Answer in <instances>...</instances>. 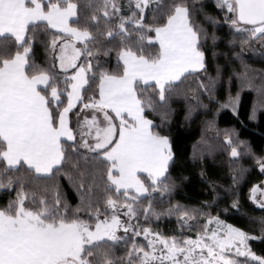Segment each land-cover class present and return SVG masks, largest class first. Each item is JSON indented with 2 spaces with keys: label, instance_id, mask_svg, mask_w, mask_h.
<instances>
[{
  "label": "snow or ice",
  "instance_id": "snow-or-ice-1",
  "mask_svg": "<svg viewBox=\"0 0 264 264\" xmlns=\"http://www.w3.org/2000/svg\"><path fill=\"white\" fill-rule=\"evenodd\" d=\"M95 2L89 0V6ZM153 4L156 5L155 12L166 6L163 0H128L132 14L122 16L117 0H102L98 11L103 18L106 21L119 18L118 31L109 30L108 37L121 36L123 39L130 36L127 25L132 24L136 29L154 32L155 40L148 37V43H158L159 49L155 56L146 57L130 47L122 48L118 54V60L123 62L122 74L99 72V99L90 97V102L83 104V109H92L94 113L91 119L85 117L80 126L79 146L96 153L107 163V190L125 197L122 207L126 209L124 215L129 222H122L116 214L120 205L112 195L106 199V208L113 212L111 219L100 220L97 209L93 229L78 215L70 214L58 195L51 206L43 198L39 200L38 209L26 206L29 197L21 186L16 199L0 208V264H92L90 258L101 247V242L116 243L124 239L117 235L121 229L125 236L131 232L134 237L143 235L147 240L146 247L133 242L121 264H242L239 257L264 264V256L253 253L247 243L257 237L225 224L219 217L209 218L204 231L195 239L182 240L165 238L150 228L140 229L131 223L137 218L133 206L136 201L153 192L169 190L164 180L168 178L169 166L174 160L170 138L157 131L159 126L145 116L146 107L153 106L151 102L145 104L138 91L154 82L159 100L164 102L166 91L174 82L186 73L205 69L202 30L193 27L188 5L175 2L165 23L157 27L146 26L143 22L145 10ZM217 6L231 14L226 17V22H230L237 32L246 31L253 39L264 38V0H217ZM74 18L78 22V3L73 0H0V38L11 36L22 49L11 58H0V189L13 188L15 180L8 173L18 172L25 165L27 170L38 175L58 171L66 158L62 139H76L69 127L68 114L78 101H83L81 93L89 84L88 74L95 79L96 73L91 61L86 66L77 65L81 55L93 56L88 44L94 37L87 27H72L70 21ZM100 19L101 16L95 13L91 16L95 24H99ZM40 22H46L48 28L70 38L60 46L58 59L65 73L69 68L77 70L74 75L65 77L64 83L71 90L65 89L67 105L62 110L64 93L50 83L53 77L46 72L29 74L32 49L26 36L30 26L35 27ZM245 25L250 27H242ZM138 39L142 42L145 36L140 34ZM212 39L214 41L215 36ZM77 43L83 47L77 48ZM51 47L54 52L57 40L52 41ZM237 103L238 98L230 99L222 107H232L235 111ZM97 112L103 114V126L95 115ZM88 137L94 143L90 144ZM231 155H239L235 147ZM257 164L264 172V160H258ZM139 173L147 174V185ZM79 188L82 200L91 197V186L85 189L82 181ZM129 189H134L136 195L129 196ZM258 191L259 186L251 189L253 200ZM129 200L132 203L127 202ZM91 206L89 199L88 207ZM232 206L237 207V204L234 202ZM259 206L264 208V200L259 201ZM174 210L184 224L195 219L179 206L169 209L168 214ZM79 211L76 209L77 213ZM143 214L145 219L150 215L159 219L161 215L154 211L151 201ZM213 223L217 227L210 230L208 226ZM104 264L115 262L105 256Z\"/></svg>",
  "mask_w": 264,
  "mask_h": 264
},
{
  "label": "trees",
  "instance_id": "trees-1",
  "mask_svg": "<svg viewBox=\"0 0 264 264\" xmlns=\"http://www.w3.org/2000/svg\"><path fill=\"white\" fill-rule=\"evenodd\" d=\"M73 2L78 3V22L75 18L71 25L81 29L87 27L94 37L88 44L93 56L81 55L77 65L86 66L91 61L96 73L95 79L91 73L88 74L89 84L82 91L83 101L70 113V127L76 139L62 140L66 158L59 170H54L51 175H38L27 170L26 165L18 172L8 173L15 183L11 189H0V208L15 200L23 186L29 197L26 206L38 209L41 198L51 206L58 195L70 214L78 215L93 228L97 222V209L99 218L109 215L106 208L109 195L119 203H125V197L107 190V163L96 153L87 152L79 146L78 122L85 110L83 104L89 103L90 97L99 99L100 71L122 74L123 62L118 60L122 48L130 47L138 55L151 57L158 53L159 45L148 43V37L155 40L154 32L136 29L132 24L127 25L130 36L123 39L121 36L108 37L109 30L118 31L119 18L114 17L111 21L103 18L98 11L102 0H96L91 6L89 0ZM117 2L121 6L120 15L131 16L128 0ZM175 2L188 5L193 27L202 30L205 69L186 73L174 82L166 91L164 102L159 100L154 83L138 91L145 104L151 102L153 106L146 107L145 116L159 126L157 131L170 138L174 160L169 166L168 178L164 180L169 190L162 189L136 201L135 220L142 227L147 226L165 237L185 239L201 232L209 216H218L257 237L250 240L251 249L264 256V239H260L264 236V208L251 199V189L264 180V173L257 164L258 160L264 159V38L253 39L246 31L237 32L230 22H226V17H231V14L218 7L217 0H163L166 6H162L161 11H154L155 4L145 10L144 24L161 26ZM93 13L101 16L99 24L92 22ZM140 34L145 36L142 42L138 39ZM204 34H207L206 40ZM26 39L32 49L29 74L46 72L53 77L50 83L64 93L61 96L62 110L67 105L65 89L70 91L64 83L65 77L76 72L72 68L65 73L58 66V47L68 37L40 22L35 27L30 26ZM53 40H57L54 52L51 47ZM76 47L82 48L83 45L77 43ZM18 50L22 51L13 37L0 38V58H11ZM237 98L235 111L232 107H222L230 99ZM229 140L231 143H228ZM234 147L239 153L236 157L231 155ZM140 178L146 185L149 183L146 174H140ZM82 181L85 189L92 188L91 197L83 200L79 188ZM129 195L136 193L129 190ZM89 199L91 208L88 207ZM149 201L154 211L161 214L159 219L151 215L145 219L143 209ZM234 202L237 207L232 206ZM176 206L187 210L195 219L184 224L175 210L169 215L168 210ZM76 209L80 211L77 213ZM129 237L116 243L101 242V247L90 258L92 264H104L105 256L115 264H121L134 241L133 237ZM238 259L242 264H255L244 257Z\"/></svg>",
  "mask_w": 264,
  "mask_h": 264
},
{
  "label": "rangeland",
  "instance_id": "rangeland-1",
  "mask_svg": "<svg viewBox=\"0 0 264 264\" xmlns=\"http://www.w3.org/2000/svg\"><path fill=\"white\" fill-rule=\"evenodd\" d=\"M242 27H245V26H242ZM248 27H250V26H248ZM93 113H94V110H92V109H85L84 111H83V113H82V115H81V117L79 118V122H78V138H79V143L81 144V135H80V131H81V129H80V126L83 124V121H84V118L85 117H88L89 119H91V117H92V115H93ZM95 115L97 116V118H98V120L101 122V126H103V114L102 113H95ZM88 139V142L91 144V143H94V140L91 138V137H88L87 138ZM83 150H85V151H87V152H89L86 148H83V147H81ZM264 160V159H263ZM264 173V172H263ZM147 175V174H146ZM255 186H259V188H260V191H258L257 193H256V200H253L252 199V193H251V199L254 201V203L257 205V206H259V201H262V200H264V195H262V192H264V180H263V182L262 183H260V184H256ZM131 191H133V190H131ZM133 192H135V191H133ZM130 196V195H129ZM129 203H132V201L130 200V201H128ZM124 203H119V210H118V212L116 213L117 215H119V217H120V219H121V221L122 222H125V223H128L129 222V218L127 217V216H125L124 215V212L126 211V209L125 208H123L122 207V205H123ZM133 206H134V208H135V204H133ZM260 207V206H259ZM109 210V215H107V216H105V217H101V218H99L100 220H104V219H111V216H112V214H113V212H112V210L111 209H108ZM107 210V211H108ZM211 217H218V216H209V218H211ZM209 218H207L206 219V222H205V224L207 223V220L209 219ZM221 221H223L225 224H227V225H232V224H230V223H228V222H226V221H224V220H222L221 218H219ZM131 223L133 224V225H138L139 226V228L140 229H143V228H149V227H147V226H141V225H139L137 222H136V220L135 219H133L132 221H131ZM233 227H235V228H238V227H236V226H234V225H232ZM95 227V226H94ZM94 227H93V229H94ZM209 227V229L211 230V229H216V224L215 223H213V224H211V225H209L208 226ZM238 229H240V228H238ZM241 231H243V232H245L246 234H248L249 236H253V235H251V234H249V233H247L246 231H244V230H242V229H240ZM153 231V230H152ZM204 231V229L201 231V232H199V233H202ZM153 232H155V231H153ZM159 233V232H158ZM161 234V233H160ZM117 235L118 236H121V237H124V239H122V240H125V239H127L128 238V236H130V237H133L134 238V241L133 242H135L136 244H138V245H143V246H147V240L144 238V236L143 235H140V236H133L132 235V233L130 232V233H128V235L127 236H125V233L123 232V230L121 229V230H119L118 232H117ZM163 237H165L164 235H162ZM196 236H197V234H196ZM196 236H193V237H187V238H193V239H195L196 238ZM129 237V238H130ZM254 237V236H253ZM165 238H172V237H165ZM175 238H177V237H175ZM187 238H185V239H187ZM177 239H179V240H182V239H180V238H177ZM247 243H248V246L250 247V249H251V245H250V240L249 241H247ZM132 247V246H131ZM159 247V246H158ZM252 250V249H251ZM253 252V251H252ZM253 253H255V252H253ZM256 254V253H255ZM257 255V254H256ZM238 259V258H237Z\"/></svg>",
  "mask_w": 264,
  "mask_h": 264
},
{
  "label": "crops",
  "instance_id": "crops-1",
  "mask_svg": "<svg viewBox=\"0 0 264 264\" xmlns=\"http://www.w3.org/2000/svg\"><path fill=\"white\" fill-rule=\"evenodd\" d=\"M75 19V18H74ZM46 23V22H45ZM70 24H71V21H70ZM72 26V25H71ZM73 27V26H72ZM70 38H68V39H66V40H64L60 45H59V47H58V50H57V58L59 57V55H60V46L62 45V44H64L66 41H68ZM69 52H70V50H69ZM58 66H59V68H60V61H59V59H58ZM61 69V68H60ZM70 69H72V68H69L68 69V71L70 70ZM62 70V69H61ZM77 70V69H76ZM150 83H154V82H150ZM44 86L43 85H41L40 86V88H43ZM71 90V89H70ZM82 91H83V89H82ZM82 94V93H81ZM80 101H78L77 103H76V106L78 105V103H79ZM75 106V107H76ZM74 107V108H75ZM73 108V109H74ZM72 109V110H73ZM70 113L71 112H69V114H68V123H69V127H70ZM111 115H113L114 116V114H112V113H110ZM116 123L118 124V120L116 121ZM71 128V127H70ZM73 131V130H72ZM74 133V132H73ZM62 140H64V139H62ZM66 140V139H65ZM140 174H146V173H139L138 175H139V177H140ZM129 190H133V191H135L134 189H129Z\"/></svg>",
  "mask_w": 264,
  "mask_h": 264
}]
</instances>
